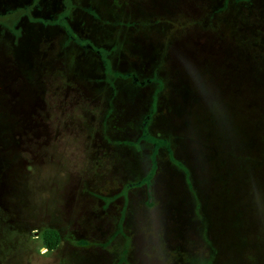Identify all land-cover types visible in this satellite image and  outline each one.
Here are the masks:
<instances>
[{
	"label": "rangeland",
	"instance_id": "374dc122",
	"mask_svg": "<svg viewBox=\"0 0 264 264\" xmlns=\"http://www.w3.org/2000/svg\"><path fill=\"white\" fill-rule=\"evenodd\" d=\"M0 264H264V0H0Z\"/></svg>",
	"mask_w": 264,
	"mask_h": 264
},
{
	"label": "trees",
	"instance_id": "16d2710c",
	"mask_svg": "<svg viewBox=\"0 0 264 264\" xmlns=\"http://www.w3.org/2000/svg\"><path fill=\"white\" fill-rule=\"evenodd\" d=\"M58 233L52 229L47 230L42 235V241L46 250H52L58 243Z\"/></svg>",
	"mask_w": 264,
	"mask_h": 264
}]
</instances>
